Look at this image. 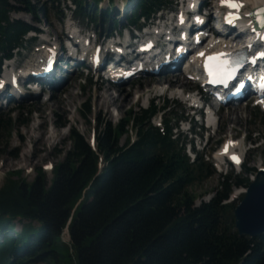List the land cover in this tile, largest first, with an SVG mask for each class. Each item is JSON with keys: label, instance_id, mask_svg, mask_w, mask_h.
I'll return each instance as SVG.
<instances>
[{"label": "trees", "instance_id": "trees-1", "mask_svg": "<svg viewBox=\"0 0 264 264\" xmlns=\"http://www.w3.org/2000/svg\"><path fill=\"white\" fill-rule=\"evenodd\" d=\"M34 1L0 0V64L33 28L11 14L25 11L34 21L44 13ZM71 1L83 19L110 13L98 10L101 0H93V14L87 0ZM169 1L136 0L126 19L136 25ZM170 107L166 100L163 110ZM82 112L91 113L90 101ZM157 112L153 103L140 113L130 109L116 124L100 123L96 149L71 128L72 147L50 180L42 169L32 182L21 179L20 170L9 172L0 187V264H264V235H240L236 204L225 203L234 186L249 185L255 169L222 176L215 196L195 205L190 187L201 181L204 162H190L169 121L166 132L151 123ZM10 114L0 113V137L14 130ZM131 123L136 139L122 145ZM17 221L23 222L20 230Z\"/></svg>", "mask_w": 264, "mask_h": 264}, {"label": "rangeland", "instance_id": "rangeland-1", "mask_svg": "<svg viewBox=\"0 0 264 264\" xmlns=\"http://www.w3.org/2000/svg\"><path fill=\"white\" fill-rule=\"evenodd\" d=\"M112 1V0H110ZM113 5L118 9L113 15H108L105 21L101 19L100 13L97 14L98 23L87 22V20H82L80 15L72 14V10L67 9L70 2L66 1H55L52 5L51 0H35L34 4L37 8H44L45 14L38 13V19L42 20V23L32 21L31 15L25 11L13 12L11 17L13 19H22L26 22L33 23L37 28L44 31L48 30V36L52 35V39L57 41V36H64L69 25L70 19L74 20L75 25L81 24L84 32L96 33L100 29L108 30L109 23L116 19L121 21L122 24H126L127 20L124 16H121L120 5L129 4L133 0H113ZM213 0L212 3H214ZM109 0H101L99 9L105 10L108 6ZM88 14H93V0H87ZM176 1L172 2L168 6V10L174 8ZM98 9V10H99ZM112 20V21H111ZM47 21V24L44 22ZM148 23H155L154 20ZM115 32V29H112ZM40 46L25 47L24 50L20 52L17 57H21L24 65L29 62H34V51ZM15 57V58H17ZM28 62V63H27ZM177 76L179 78H177ZM87 71L84 70L79 72H67L66 79L58 84V87L51 88V96H41L39 99L34 101H24L22 103H14L11 106L3 107L2 111L4 113H11L13 118L14 130L10 136L0 137V187L3 185L7 178L9 172H14L17 170L22 171L20 174L21 179L27 182H32L37 176L39 169L44 168L48 163H52L57 166L62 162L66 156V152L72 147V143L69 140V134L71 128H76L85 138L90 141L91 134L94 129L100 130V123L111 122L113 124L118 123L127 112L132 109L135 112L140 113L141 109H147L148 98L155 96L154 103L162 106L165 99L169 100L172 104L171 114L174 118L181 116L190 115L188 111L187 104L183 101V98L177 94L174 96L172 92H167L164 95L161 90L143 91L147 87H150L155 82L163 83L164 80L168 79L169 84L175 85V89H193L196 90V84L188 82L183 73H175L171 75L170 73H164L157 76L143 75L138 78L132 79L126 83H119L114 86H108V84L102 83L95 77L93 83L90 85L87 82ZM57 81V80H55ZM183 81V82H182ZM56 83V82H55ZM117 96L118 92L131 93V96H127L124 101L119 99L114 103H108L101 105L97 103V95L107 93ZM139 92V93H137ZM176 93V92H175ZM160 96V97H159ZM121 98H123L121 96ZM130 98V99H129ZM90 101L92 105V112L87 113L85 116L83 114V105ZM118 101H121V106L116 105ZM33 109L32 112L30 110ZM11 111V112H10ZM86 111V110H85ZM166 119H170V115H165ZM173 117V116H172ZM171 117V118H172ZM218 132L215 134V129L209 130L208 133L201 135L200 129H196V135L194 137L193 143L196 148L205 147V151L199 152L197 156L205 164L207 169L205 173L202 174L201 181L194 183L190 187V191L196 195L195 205H200L202 202H208L211 200L218 189H220V181L222 180V175L218 173L216 167L211 161V157L207 154L206 150L215 149L219 146L224 138L234 135L239 141L244 140L247 137V147L248 151L246 153V160L244 164L247 168L258 169L260 165L264 166V111L259 107H255L253 104H249L243 101L239 104L229 106L227 108H221L218 115ZM25 120L26 123L19 125V120ZM64 121L66 126L60 127V122ZM160 121V114L157 115L152 122L155 124ZM59 123V124H58ZM174 123V122H173ZM36 126L39 131L44 133V142L35 145L36 133L33 134V139L28 138L27 132L32 130ZM185 131V128L183 129ZM182 129L175 130L178 133V139L180 142L185 144V153L189 152V141L190 135L188 133H183ZM54 135V136H53ZM50 138L48 139V137ZM206 136H210V141L206 143ZM47 137V138H46ZM129 137L125 134L121 138V144L127 143ZM202 138V140H201ZM251 141V145L248 144ZM183 144V146H184ZM182 144L179 143L181 148ZM38 147V148H37ZM26 149L30 153V161L28 163L18 164L21 155ZM15 154V155H14ZM189 155V154H188ZM191 162H193L194 155H191ZM12 163L11 166H4L6 162ZM197 161V160H196ZM52 171L46 172L47 179L52 178ZM230 171L228 170L227 173ZM241 173L240 171H234L237 175ZM242 176H245L244 174ZM251 179L253 175L249 176ZM245 187H234L233 194L236 199V203L239 204L242 195L235 194L237 191H244ZM237 197V198H236ZM231 200V198L229 199ZM228 200V201H229ZM23 222L17 221V229L20 230ZM68 236L65 237V241H68ZM36 264H48L46 262H37Z\"/></svg>", "mask_w": 264, "mask_h": 264}, {"label": "water", "instance_id": "water-1", "mask_svg": "<svg viewBox=\"0 0 264 264\" xmlns=\"http://www.w3.org/2000/svg\"><path fill=\"white\" fill-rule=\"evenodd\" d=\"M234 214L240 234L257 236L264 233V171H260L250 184Z\"/></svg>", "mask_w": 264, "mask_h": 264}, {"label": "bare ground", "instance_id": "bare-ground-1", "mask_svg": "<svg viewBox=\"0 0 264 264\" xmlns=\"http://www.w3.org/2000/svg\"><path fill=\"white\" fill-rule=\"evenodd\" d=\"M219 1V0H218ZM218 1L216 2V5L218 4ZM245 1V3L247 4V10L246 11H249V10H251L252 8H254V7H258V6H264V0H244ZM215 5V6H216ZM49 32V31H48ZM50 35H51V33H50ZM50 35L48 36V38H50ZM58 38H59V36H58ZM59 58V57H58ZM167 80L168 79H166V82H167ZM60 82H62V81H59L58 83H60ZM155 83H157V82H155ZM169 83V82H168ZM159 84V83H158ZM171 87L172 86H174V85H172V84H169ZM157 87V86H156ZM155 87V88H156ZM152 88H154V87H152V86H150V87H147L146 89H144L143 91H149V90H151ZM184 89H186V88H184ZM24 92V91H23ZM137 93H139V92H137ZM129 95V97L131 96V93H124V92H118V94H117V96H116V98H115V96H113L112 94H108V92L107 93H104V94H99V95H97V103H101V105H104V104H107L108 105V103H112V104H114L117 100H118V98L119 99H122V101H124L126 98H128L127 96ZM121 96L123 97V98H121ZM130 99V98H129ZM121 104H122V102L121 101H118L117 103H116V105H118V106H121ZM218 113V112H217ZM216 113V114H217ZM95 131V130H94ZM217 132H218V130H217ZM217 132H215V133H217ZM34 133H36V142H35V145H38L39 143H42V142H44L45 140H44V138H45V136H44V133H42L41 131H39V128H37L36 126H34L33 128H32V130H30V131H28L27 132V134H28V138L30 139V140H32L33 139V134ZM54 136V135H53ZM47 138V137H46ZM50 138V136L48 137V139ZM240 143V141L238 142V144ZM233 146H238L236 143H234V145ZM38 148V147H37ZM207 152V151H206ZM31 159H30V153L29 152H27L26 151V149H24V151H23V153H22V155H21V158L19 159V161H18V164H20V163H23V162H25V163H28L29 161H30ZM12 165V163H10L9 161L8 162H6L5 163V165L4 166H11ZM260 167H264L263 165H260Z\"/></svg>", "mask_w": 264, "mask_h": 264}, {"label": "snow or ice", "instance_id": "snow-or-ice-1", "mask_svg": "<svg viewBox=\"0 0 264 264\" xmlns=\"http://www.w3.org/2000/svg\"><path fill=\"white\" fill-rule=\"evenodd\" d=\"M222 5H226L229 8H235L237 9V13H229L225 20L229 24H234L237 19H239L238 10L240 7H242L241 3H235L233 0H220ZM264 12V9L261 10ZM199 20V18H197ZM264 39V37H262ZM199 55H203V53H200ZM258 55L264 56V53H259ZM209 61L217 60L216 56H211L207 58ZM209 76L212 77L213 83H225L227 80L231 79L235 74V69L231 67H225L224 62H219L217 64H208L206 65ZM242 86V85H241ZM262 88H264V84L261 85ZM225 151H227V146L225 147ZM232 159L239 163V158L236 156H233Z\"/></svg>", "mask_w": 264, "mask_h": 264}]
</instances>
